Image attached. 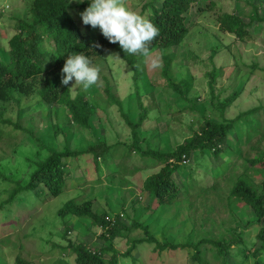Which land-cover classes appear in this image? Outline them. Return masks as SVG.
<instances>
[{"label":"rangeland","instance_id":"rangeland-1","mask_svg":"<svg viewBox=\"0 0 264 264\" xmlns=\"http://www.w3.org/2000/svg\"><path fill=\"white\" fill-rule=\"evenodd\" d=\"M142 1L125 0V3L128 8L141 13ZM0 2L5 9H12L17 0ZM71 3L78 4L76 0ZM252 6L258 7V16L264 18V0H197L186 12L189 32L181 46L172 47L177 55L172 60L169 76L174 81L191 78L193 88L189 97H197L195 104L169 86L162 73V53L158 50L150 51L147 56L141 55L144 59H138L133 67L113 50L104 55L105 62L97 65L100 68L97 83L83 90L100 102L90 118V129L68 123V110L61 104L48 105L34 97L23 99L22 106L11 103L1 118L11 119L19 126L4 124L6 135L0 137V170L17 180L27 181L33 163L46 154V151L42 155L36 154L37 139L53 149L67 145L70 149L86 150L101 141L109 146L116 145L118 149L115 154L103 157L98 169L91 154L65 158L69 176L60 195L50 199L47 192L42 199L28 191L24 199H16L7 210H1L0 264H76L68 247L69 240L85 242L93 249L107 246V241L99 236L101 228L93 226L90 220L71 214L58 215V210L70 199H91L98 212H117L122 206L129 213V218L121 220L126 225L135 220L150 222L152 232L159 239L188 245L159 251L152 244L143 242L131 256H125L132 238L144 236L142 229L133 228L124 231L126 235L116 237L113 242L120 264H253L255 258L264 261V251L260 250L261 243L256 237L259 224L255 212L248 205L228 198L231 185L242 173L249 176L251 182L258 183L263 179L260 172L246 164V158L254 157L264 149V21H251ZM80 12L78 7L71 9L82 31L96 33L99 28L82 24ZM223 13H234L247 23L248 35L244 39L220 30L217 16ZM214 46H217V53L213 63L209 55ZM214 66L221 74L211 83L209 72ZM136 72L142 102L148 108V117L139 127L143 149L148 148V143L151 149L172 150L198 129L204 114L217 116L218 99L227 97L234 90L239 96L227 106L226 117L233 119L251 108H260L251 118L247 116L240 120L218 157L209 151L195 152L187 166L175 173V181L181 190L177 201L154 211L151 210L156 208L155 199L143 192V183L161 166L145 167L146 157L137 151L129 153L125 150V142L131 143V129L118 107L107 105L102 91L105 87L103 75L113 77L116 97L129 110V116L136 119L139 110L134 85ZM74 83V80L70 81L69 87ZM78 90L82 89L77 86L71 92L75 95ZM54 122L61 128L59 133L55 132ZM253 124L257 133L249 140L245 130ZM13 186V182L0 184V190L8 188L3 190L0 201L8 198ZM30 195L37 199H28ZM133 201L135 206H132ZM65 233L66 237L63 236ZM237 234H240L236 237L238 242L230 248L225 262L209 242L198 246L200 258L195 260L193 245H198L201 239H232ZM257 249L259 252L252 255ZM112 254L113 251H108L105 256Z\"/></svg>","mask_w":264,"mask_h":264},{"label":"trees","instance_id":"trees-1","mask_svg":"<svg viewBox=\"0 0 264 264\" xmlns=\"http://www.w3.org/2000/svg\"><path fill=\"white\" fill-rule=\"evenodd\" d=\"M195 1L197 0H144L140 2L142 5L140 14L150 19L159 30L158 35L148 45L149 52L158 50L162 53L160 54L164 63L162 73L166 76L169 86L193 104L197 102V97H189L193 88L191 78L185 77L174 81L169 76V70L172 60L177 55L172 47L181 46L188 35L189 29L186 25L185 14ZM4 6L0 2V137L6 135L4 124L12 123L19 126L11 119H2L3 114L9 109L11 103L22 106L21 101L27 97H34L37 101L48 105L53 103L64 105L69 113L68 123L77 128L90 129V118L94 115L100 102L92 96L89 97L83 90H78L73 95L69 85L61 84V69L66 56L72 52H84L95 65H99L100 62H105L104 55L113 50L133 67L138 59H144L143 55L141 56L139 53L125 54L118 44L109 43L101 35L99 29L96 33L83 32L71 13V9L78 7L83 11L88 6L87 3L75 6L71 0H17L12 9H5ZM252 7L254 15L251 16V21H264V18L258 16L259 8ZM15 11L20 15H16ZM217 18L221 31L231 33L239 39H244L248 35L247 23L240 16L234 13H223L219 14ZM2 40H6L7 43H1ZM93 41L99 42L101 47L92 48ZM216 53L217 46H214L209 55L212 62ZM215 69L217 67L214 66L209 72L211 83L221 74ZM103 77L105 87L102 91L105 94V102L108 106L116 105L118 107L120 114L131 129V143L125 142V150L129 153L137 151L140 156L146 157L144 159L145 167L161 166L157 172L148 175L143 183V192L155 199L156 208L151 211L156 210L159 206L169 207L177 201L181 190L175 181V173L181 167L187 166V162L195 152L209 151L214 157H218L225 150L227 139L237 128L240 120L247 116L251 118L252 114L260 109L259 107L251 108L233 119L226 117L224 112L227 106L239 96V92L234 90L227 97L218 99L215 106L218 117L204 114L198 124V129H195L183 142L177 143L172 150L151 149L149 148L151 145L149 146L148 143V148L143 149L140 146L142 137L139 127L148 117V108L142 102V91H140L141 87L138 83L139 74L136 72L134 75V85L139 102L136 119L129 116V110H126L122 100L116 97L115 87L112 84L113 77H108V75H103ZM252 121L254 123L256 119ZM254 125H250L249 129L245 130V137L249 140L254 133H257V129L254 130ZM53 127L55 132L61 131L55 122ZM262 137L264 138V130ZM37 141L39 146L36 154L42 155L43 151H46V154L33 163L34 167L27 181L17 180L0 170V184L3 182L14 183V186L9 189L8 198L0 201V211L7 210L16 199H24L25 194L29 193L28 191L35 192L37 198H42L47 192L50 199L60 195L65 190L69 176L65 158L91 154L98 169L101 167L103 157L115 154L118 149L116 145L109 146L102 141L89 146L86 150L70 149L67 145L53 149L43 143L41 139H37ZM246 159V164H250L257 172H260L263 179L258 183L251 182L252 179L242 173L231 185L228 198L229 201L233 198L237 202L248 205L255 212L256 222L259 224L256 237L261 243L260 250L264 251V149L254 157ZM129 170L131 172L130 168ZM193 179L192 176V181ZM5 189L0 190V195ZM31 196L33 195L27 196L28 199H37ZM132 206H135L134 201ZM133 210L135 211V208ZM69 214L88 219L93 226L100 227L99 236L107 241V246L93 249L85 242L76 243L69 240L68 247L75 256L76 264H120L119 254L112 247L113 242L116 237L125 236L124 231H131L133 228L142 229L144 236L132 238L125 256H131L138 244L143 242L152 244L159 251L188 246L184 243L178 244L159 239L152 232V223L150 222L142 223L135 220L131 225H126L121 220L125 217L129 218V213L122 206L117 212H98L91 199L82 201L70 199L58 210V215L62 217ZM239 235L237 234L232 239L228 237L221 240L201 239L197 243L198 245H193L195 260L200 258L198 246L203 242H209L216 247L218 255L225 262V258L230 255V248L238 242L236 237ZM63 236L66 237L67 234L65 233ZM108 251H113L110 257L105 256ZM257 252L259 250L253 251L252 255ZM17 259L20 262L19 258ZM253 264H264V261L255 258Z\"/></svg>","mask_w":264,"mask_h":264},{"label":"clouds","instance_id":"clouds-1","mask_svg":"<svg viewBox=\"0 0 264 264\" xmlns=\"http://www.w3.org/2000/svg\"><path fill=\"white\" fill-rule=\"evenodd\" d=\"M78 4L87 3L79 13L82 24L99 28L101 35L111 44H118L129 55L149 54V43L158 35V28L146 16L127 7L125 0H76ZM101 45L93 41L92 48ZM61 84L75 81L73 89L79 86L88 90L99 79L100 68L84 52L69 53L61 69Z\"/></svg>","mask_w":264,"mask_h":264}]
</instances>
